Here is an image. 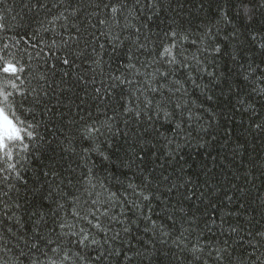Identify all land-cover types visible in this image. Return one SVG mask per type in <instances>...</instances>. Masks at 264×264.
I'll return each mask as SVG.
<instances>
[{"label": "snow or ice", "instance_id": "snow-or-ice-1", "mask_svg": "<svg viewBox=\"0 0 264 264\" xmlns=\"http://www.w3.org/2000/svg\"><path fill=\"white\" fill-rule=\"evenodd\" d=\"M3 2L0 0V4ZM164 4L165 0H146L144 4L141 0H24L22 8L30 18L21 15L18 24L29 29L31 36L16 33L0 45V264H133L137 258L140 264L144 260L152 264V257L169 255L158 253L156 243L175 249L170 253L171 261L161 260L159 264H250L253 258L255 264H264V230L253 233L246 229L254 219L249 212L264 221V193L256 191L259 177L228 167L235 165L236 157L243 160L252 142L250 137L264 134V119L237 131L221 123L234 121V116L204 108L208 119L202 120L194 109L203 108L205 101L197 104L189 100L185 86L190 82L200 88L207 102L219 103L207 94L208 85L198 83V78L206 75L213 84L223 81L227 92L222 88L221 95L226 96L233 113L257 115L256 103L248 97H259L264 105V0H235V21L228 14L233 0L217 3L215 22L202 21L196 33L184 27L183 19H173L163 33L164 39L157 43L148 33L150 22ZM143 8L153 14L136 25L138 9ZM3 20L0 17V32L12 31ZM238 21H242V27ZM228 27L231 31L224 32ZM129 29L135 33L131 44L136 45V52H148L149 59L137 64L139 57L129 46L124 53L127 63L106 71L105 65L111 69V64L103 59L106 46L101 38L112 47L109 56L120 55L117 50L125 47L132 35L122 33ZM141 34L146 43L140 42ZM185 43L194 45L195 52L189 54ZM22 44L27 45L23 51L29 63L43 59L42 65L37 63L36 75L29 76L23 58L11 51L19 50ZM149 44L153 45L151 49ZM89 48L93 54L90 61L85 60ZM225 56L236 65L235 72L227 62V71L217 74L208 70L210 65L219 67L218 61ZM240 60L247 64L246 71H239L245 67ZM85 64V73H93L87 80L77 71ZM97 75L101 85L108 84L103 90H92L93 99L104 103V110L97 106L103 119L81 125L74 136L70 127L67 135L57 130L54 118H59L62 128L77 123L68 115L76 103L73 97L79 99V109L89 95L87 87L82 86L95 85ZM233 76L245 83H237ZM112 99L114 105L106 102ZM38 111L41 117L53 121L51 127L45 125L50 138L38 132L43 123L36 118ZM160 143L165 151H153ZM186 145L200 149L211 163L193 158L189 164L183 153ZM218 147L228 149L231 158L224 157L228 165L217 164L219 153L213 152ZM69 153L80 161L75 168L71 163L64 165ZM93 154L101 158V163H115L117 169L131 171L136 179L126 177L125 181L119 175L102 179L96 165L89 163ZM33 155L46 157L48 163L34 173L35 183L29 190L23 172ZM256 163L264 177V162H254L253 168ZM186 165L200 168L195 184L187 176ZM218 168L224 169L223 176ZM77 169L79 173L74 176ZM21 185L25 189L23 197ZM29 192L32 199L39 197L47 202L49 211L42 206L29 211L25 207L30 203ZM194 200L198 202L195 211L187 206ZM201 206L203 216L197 215ZM23 212L29 216L30 231L25 227ZM113 224L120 230L114 231ZM141 224L142 231L151 234L142 241L143 250L127 240L134 231L132 226L139 228ZM200 224L204 227L193 238V226ZM206 232L215 237L214 243L203 239Z\"/></svg>", "mask_w": 264, "mask_h": 264}, {"label": "trees", "instance_id": "trees-1", "mask_svg": "<svg viewBox=\"0 0 264 264\" xmlns=\"http://www.w3.org/2000/svg\"><path fill=\"white\" fill-rule=\"evenodd\" d=\"M24 0H4V2L2 4H0V17H4L3 22L7 25V27L9 29H12V31H9L7 33H2L0 32V45H2V43L5 40H8V38L10 36H14L16 33H19L20 35H23L25 32L28 33L29 37L31 36V31L25 27H20L18 24L19 21V17L21 15H24L26 19L30 18L28 16L27 13V9L22 8V4H23ZM146 2V0H141V4H144ZM220 3L221 5L224 4V0H170V5L169 6V0H165V4L163 9L160 11L159 15L156 16L154 15V19L153 21H151V33H158L159 35H152L151 33H148L150 35V38L154 41H157V43L161 42L164 37H163V33L168 30L171 21L173 19H176L177 21L183 19L185 21L184 27L185 28H190L193 33H196L198 30L196 28L197 25L201 24V22L203 21V23L207 24L210 21L211 22H215V19L218 15L217 10H216V4ZM234 3L235 0H233V7L229 9L228 14L230 16H232L233 20L235 21V9H234ZM203 4V8H200L199 5ZM182 5V7H181ZM55 11V10H54ZM264 11V10H262ZM149 14H153L151 13L147 8H143V9H138V15L140 16V19H138L137 21H135L134 23L136 25H139L142 22H145L146 20V16ZM101 16L104 15V12L100 13ZM190 21V23H189ZM238 23L242 25V21H238ZM123 24V18H121V25ZM174 26V25H173ZM203 29H199V31H202ZM231 31V28H225L224 32H228ZM148 30H145V33H147ZM128 33H132L131 36H129V41L126 42V46L123 47L122 49H119L117 51L120 52V55H116L115 53H113L111 56L108 55V53H112V47L110 44H108L104 38H101L100 42L105 43L106 46V52L104 54L103 59L106 62H110L111 64V69H108V64L105 65L106 71H115L117 68L120 67V65L122 63H127V57L124 53H126L127 48L130 46L134 52L135 55H137L139 57V60L137 61V64H139V61H143V60H147L149 59V54L148 52H136V45L131 44V40L135 37V33L133 32V30L129 29L128 32L122 33V35H128ZM18 38V37H17ZM193 38H198V36H194ZM220 39V38H218ZM140 42H144L146 43V41H144V35L141 34L140 35ZM12 43L15 44V39L12 40ZM97 50H99L98 45L96 46ZM149 49H151L153 47V45L149 44L148 45ZM24 48H27V45H21L20 49L18 50L17 48H13L11 49V51H13L16 55L17 58H23V63L26 65L27 68V72L29 74V76L31 75H36L37 73L34 71L37 68V63L39 64H43V59H41L39 62H37L35 59H33L31 61V63H29V57L28 55L23 51ZM184 48H186L188 50V53L191 54L193 52H195L196 48L194 45L190 44V43H185L184 44ZM29 51H31L32 49H28ZM38 51V49L36 50ZM229 51H231V49H229ZM92 49L89 48L87 53L85 54V60L90 61L91 56H92ZM225 62H227V64L229 66H231L234 70V72L237 70L236 69V65L228 59L227 56H225V58L223 60H219L218 64L219 67H214V66H209L208 70L209 71H215L217 74H219V72L221 70L227 71V68H225ZM239 63H242L245 65V67L243 69H239V71H246L247 70V64L245 63L244 60H240ZM87 67V65L85 64L83 66V68L81 69H77V71L81 72V74L85 75V79H90L93 75L92 72H86L84 71V69ZM123 70V69H121ZM259 74V73H257ZM178 76H180L181 78H183L182 73H178ZM197 74L194 73V76H196ZM97 82L95 85L89 83L85 86L82 87H87V90L89 92V95L84 97L85 99V103L83 105H81V107L78 109L77 105L80 104L79 99H77L76 97H73L74 100H76V103L72 105L71 107V112L68 113V115H71L72 118L74 120L77 121L76 124L73 125H64L62 128V125L59 121V118H54L55 119V126L57 130H63V132L67 135L69 134L68 129L69 127L71 128V135H76V129L78 127H80L81 125L85 124V123H90L92 120L94 119H103V116L101 115V113H99L97 111V106H99V108L101 110H104V103H101L98 99L94 100L93 97L95 96V93L92 91L94 87H101L102 90L104 88L108 87V84H104L101 85L100 84V76L97 75ZM233 79L236 80L237 83L240 84H244L245 82L243 80H240L238 78H236L235 76H233ZM36 81L33 80L32 84L33 86L35 85ZM108 83H111L110 81ZM198 83H200L201 85L207 84L208 85V89L206 90L207 94L212 95L217 101H219V103H209L205 100V97L201 95V91L200 88H196L193 87L191 85V83H187L185 86L188 90V99L192 100V101H196L197 104L200 103L201 100H204V104H203V108H197L194 109L195 113H198L202 120H207L208 119V114L207 112H205L203 109L207 108L209 110L215 109V111L219 114L221 112L226 113L229 116H234V121L233 120H221V123H225L227 124V126L229 128H233L235 127L237 131H242L244 128H248L252 125L253 122L255 121H260L261 119H264V105L261 104V98L259 97H255L250 96L248 97L250 102H255L256 106H257V115H252L251 113H243L242 111H237L235 113H233L231 106L228 104V100L226 99L225 95H221V89L223 88L225 92H227L226 86L224 84L223 81H220L219 83H211L210 82V78L207 77L206 75L201 76L198 78ZM248 88H251V85H247ZM77 91L80 93L81 96L84 95L83 91L81 90V88H78ZM116 95L119 96L120 92L119 89L116 90ZM109 104L114 105L116 103V101L114 99L112 100H108L106 101ZM232 103L235 104V98L232 99ZM89 113H91V115H89ZM109 115H111V112H108ZM82 117V119H81ZM30 118V117H29ZM36 118L37 120H41L43 119V123L40 125V127L38 128V132L41 135H45L46 137L50 138V134L46 132L45 129V125H48L49 127L52 126L53 121L50 120L48 117H41L40 112L38 111L36 113ZM219 118V116H218ZM236 121H242V124H236ZM120 128H123L124 126L121 124L119 125ZM184 127L187 129L188 125L185 124ZM193 134L195 135V124H193ZM59 134V133H57ZM119 139V138H117ZM252 142L249 144L248 149H247V153L244 155L243 160H241L240 157H236L235 158V165H228V160L225 159V156H228L229 159L230 157V153L228 151L227 148H217L215 152H213V155H217V153H219V155H217V164L220 165H228V167H232L234 169H244L245 171H249L250 174L255 175L257 177H259L256 180V185H257V189L256 191H259L261 193H264V184L261 183V180H264V177L260 176V164L256 163V167L253 168L252 164L254 162H264V134H261L260 136H257L255 139H253L252 137L249 138ZM87 143V142H85ZM194 143V142H193ZM77 149H79V140L76 141V145ZM153 151H158L160 153H163L165 151L164 149V145L163 143H160L156 146V148L153 149ZM183 153L185 154V158L189 160V164L192 163L193 158H195L196 161H200V160H204V159H208L209 163H211L210 158H208L205 155H201V150L197 149L193 146H188L186 145L183 149ZM191 154V155H188ZM114 159V158H113ZM163 160V158H162ZM48 163V160L46 157H37L36 155H33L31 157L28 158V162L24 165V168L26 169L23 174L24 176H26L28 178V189L31 190L33 184L35 183V176L34 173L43 165H46ZM71 163L72 167H76V165L78 163H80V161L78 160V158L76 156H73L71 153H69L67 155V158L64 160V165L65 167H67V165ZM89 163L91 164H95L96 165V171L97 174L102 178H107L110 175H119L121 180H125L126 181V177H132L134 180L136 179L135 176H133V173L131 171H128L127 169L124 168H120L117 169L116 168V164L115 163H109V162H103L101 163V158L95 156V154H93V159L91 161H89ZM186 167V173L188 178L191 179L192 183L195 184L198 180V173H200V168L199 166H185ZM169 171H171V168H169ZM217 171H219L221 173V175H224V169L222 168H218ZM79 173V169H77V173L74 174L77 175ZM121 173H124V175H121ZM74 178V177H73ZM199 179H203V176L200 175ZM15 181H13L14 183ZM118 187V186H116ZM256 191L253 192V195L256 194ZM13 194H15V191H13ZM20 195L23 197L25 195V189L23 187V185H21L20 187ZM29 200L30 203L27 204L25 207L31 211L33 208L37 207V206H42L43 210L48 212L49 211V204L41 199H39V197H37L36 199H32L30 192H29ZM198 202L197 201H193V202H189L188 203V207H191L193 211H195V206ZM234 207H238V205H234ZM118 211V210H117ZM212 210H209V212H211ZM23 219L25 221V227L26 229H28L30 231L31 229V222L29 220V216L26 212H23ZM191 214V213H190ZM204 214V208L201 206L200 212L197 213V215L199 216H203ZM49 215H51V213L49 212ZM129 216H131V212L128 213ZM249 215H253L254 219L251 220V222L249 224L246 225V229L248 231H252L253 233L256 232L257 230H264V221L261 220L260 215L258 214H253L251 212H249ZM218 216L219 213L215 214L214 218H217V224H219V220H218ZM113 230L114 231H119L120 230V226L117 224H113L112 225ZM134 231L132 232L131 235L127 236V240L129 241L130 245H137L139 247H141V250H143L142 248V241L149 239L150 238V233L146 234L142 231L143 228V224L140 225L139 228H137V226L133 225L132 226ZM196 231L193 232V238H195L197 232L199 231V229H202L204 226L203 224H200L198 226H193ZM243 234V233H242ZM136 237H140V240H137ZM249 239H251L250 237H248ZM204 240H209L211 239L213 241V243L215 242V237H212L211 234L209 233H205L203 236ZM170 243V241H169ZM119 246V245H117ZM155 250H157V252L159 253L160 251L163 252H167L169 253V255L167 257H163L160 256L159 254L152 257L151 261L152 264H159V262L161 260H167V261H171L172 257L170 255L171 251H175V249H169L166 245H161L159 243L155 244ZM243 251L242 249H238V252ZM247 251H251L250 248L247 249ZM129 255H133L132 252H129ZM183 255H187V253L183 254ZM189 260H191V257L189 256ZM133 264H140L139 258H137V260L133 261ZM142 264H149L148 260H144L142 262ZM176 264H181L180 261H177ZM198 264H202L201 262H198ZM250 264H255V260L253 258V260L250 262Z\"/></svg>", "mask_w": 264, "mask_h": 264}]
</instances>
